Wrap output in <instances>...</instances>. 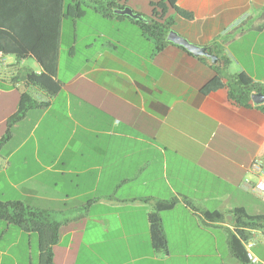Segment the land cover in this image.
I'll list each match as a JSON object with an SVG mask.
<instances>
[{
  "label": "crops",
  "instance_id": "crops-1",
  "mask_svg": "<svg viewBox=\"0 0 264 264\" xmlns=\"http://www.w3.org/2000/svg\"><path fill=\"white\" fill-rule=\"evenodd\" d=\"M116 1L144 19L151 15L150 0ZM24 3L0 0V8L6 18L14 12L11 24L31 44H49L50 25L23 24ZM177 6L191 18L167 10L171 29L206 47L216 62L174 43L156 49L129 17L88 8L60 22L54 95L21 78L42 71L32 54L5 55L0 64V138L21 92L45 104L29 108L0 145V200L46 211L61 224L54 264L264 263L263 231H249L258 261L242 262L228 246L232 219L213 221L200 212L264 214V195L242 188L245 178L254 179L251 160H264V112L253 102L233 103L224 87L200 91L215 74L212 65L224 78L244 71L264 91V0H177ZM173 198L175 206L159 211L166 249H156L149 215L155 201ZM39 260L38 234L0 221V264Z\"/></svg>",
  "mask_w": 264,
  "mask_h": 264
},
{
  "label": "trees",
  "instance_id": "trees-1",
  "mask_svg": "<svg viewBox=\"0 0 264 264\" xmlns=\"http://www.w3.org/2000/svg\"><path fill=\"white\" fill-rule=\"evenodd\" d=\"M150 6L152 10L149 19L139 20L128 15L114 13V9L124 7L116 0H70L68 4H65L64 0H25L23 8L25 14L28 15V20L23 24L30 26L34 23L41 28L50 25V33L46 36H49L50 43L43 46L37 43L31 44V41L23 38L22 31L11 24V18L15 15L14 12H11L10 16L6 18L0 8V51L4 55H14L19 58H23L28 53L32 54L41 65L42 71L39 73L25 71L21 78L25 80V84L45 91L49 95H54L60 88V83L54 79V76L58 58L60 22L64 16L73 19L78 18L88 8H92L106 17H129L139 26L147 38L152 39L155 48L160 49L166 43H172L166 39L168 31L172 28V19L165 17L166 11L173 10L179 16L187 19L191 18V13L179 8L177 0H150ZM13 22H16V20L13 19ZM42 34L43 32H40V35ZM178 46L186 50L183 46ZM226 64L227 61L224 60L223 65ZM212 67L215 74L201 87L202 94L224 87L227 90L228 98L233 103L244 107L254 105L251 101L252 94L258 92L264 94L259 84L254 82L244 71L227 75L224 78L217 70L216 65H212ZM37 105L42 106L45 104L35 100L29 90L21 92L17 110L6 121V130L0 138V145L10 137L12 125L20 120L29 108ZM254 106L264 112V103ZM177 202L178 199L176 198L155 201L154 211L149 215V220L151 240L156 249L165 250L167 245L162 231L159 211L170 209ZM183 202L192 209H196L186 199H183ZM200 212L206 219L213 221H225L226 218L232 219L233 228L228 230L230 253L239 261H248L243 242L250 239V230L264 232V214H249L242 208H234L226 213L217 210H201ZM0 221L27 232H36L39 237V264H54L52 247L58 241L61 224L51 220L46 211L28 206L17 200H0Z\"/></svg>",
  "mask_w": 264,
  "mask_h": 264
},
{
  "label": "built area",
  "instance_id": "built-area-1",
  "mask_svg": "<svg viewBox=\"0 0 264 264\" xmlns=\"http://www.w3.org/2000/svg\"><path fill=\"white\" fill-rule=\"evenodd\" d=\"M6 64L5 55L0 51V64ZM247 171L253 176L252 178H245L242 182V188L254 194L264 195V160L260 157H254L249 163ZM246 257L249 262H257V257L252 253L251 248L253 241L248 239L243 242ZM264 264V263H262Z\"/></svg>",
  "mask_w": 264,
  "mask_h": 264
},
{
  "label": "water",
  "instance_id": "water-1",
  "mask_svg": "<svg viewBox=\"0 0 264 264\" xmlns=\"http://www.w3.org/2000/svg\"><path fill=\"white\" fill-rule=\"evenodd\" d=\"M113 11L116 14L128 15L134 19H139V20L144 19L140 14L134 13L133 10L127 6L123 7L122 9H114ZM166 39L168 41L174 43V44L183 46L185 49H187L190 53H192L195 56H205V57L209 58L211 60V62H216V60H217V57L215 55L209 53L206 50V47H201V46L194 45V44L190 43L185 38L178 35V33L172 29H170L168 31ZM251 101L254 104L264 103V94L261 92L252 94L251 95Z\"/></svg>",
  "mask_w": 264,
  "mask_h": 264
},
{
  "label": "rangeland",
  "instance_id": "rangeland-1",
  "mask_svg": "<svg viewBox=\"0 0 264 264\" xmlns=\"http://www.w3.org/2000/svg\"><path fill=\"white\" fill-rule=\"evenodd\" d=\"M64 2H65V4H68L70 2V0H64ZM83 4H85V3H83ZM144 12L147 15L150 14L149 9H146ZM60 50H61L60 51V65H61L62 70H63L65 68V65H67V60H68L67 52L69 50V41L66 38H64L62 40L61 49ZM75 50L77 51L76 52V57L77 58H83V54H84L83 47L81 45H76Z\"/></svg>",
  "mask_w": 264,
  "mask_h": 264
}]
</instances>
